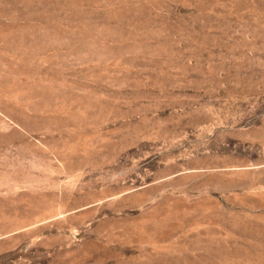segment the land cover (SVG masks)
I'll list each match as a JSON object with an SVG mask.
<instances>
[{
    "label": "rangeland",
    "instance_id": "obj_1",
    "mask_svg": "<svg viewBox=\"0 0 264 264\" xmlns=\"http://www.w3.org/2000/svg\"><path fill=\"white\" fill-rule=\"evenodd\" d=\"M0 264H264V0H0Z\"/></svg>",
    "mask_w": 264,
    "mask_h": 264
}]
</instances>
